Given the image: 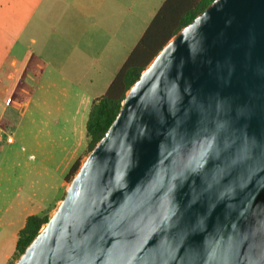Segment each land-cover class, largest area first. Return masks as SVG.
I'll list each match as a JSON object with an SVG mask.
<instances>
[{"label": "water", "instance_id": "obj_1", "mask_svg": "<svg viewBox=\"0 0 264 264\" xmlns=\"http://www.w3.org/2000/svg\"><path fill=\"white\" fill-rule=\"evenodd\" d=\"M13 264H264V0L163 46Z\"/></svg>", "mask_w": 264, "mask_h": 264}, {"label": "crops", "instance_id": "obj_2", "mask_svg": "<svg viewBox=\"0 0 264 264\" xmlns=\"http://www.w3.org/2000/svg\"><path fill=\"white\" fill-rule=\"evenodd\" d=\"M163 1L0 0V264L26 219L63 198L93 102Z\"/></svg>", "mask_w": 264, "mask_h": 264}, {"label": "trees", "instance_id": "obj_3", "mask_svg": "<svg viewBox=\"0 0 264 264\" xmlns=\"http://www.w3.org/2000/svg\"><path fill=\"white\" fill-rule=\"evenodd\" d=\"M213 0H164L161 7L147 26L143 36L115 75L106 92L91 106L86 122L88 154L103 137L115 117L129 88L158 52L183 27L199 15ZM76 162L65 177L69 183L80 167ZM48 215H33L26 219L18 233L14 257H18L47 223ZM15 260V259H14ZM10 264H13L11 262Z\"/></svg>", "mask_w": 264, "mask_h": 264}, {"label": "built area", "instance_id": "obj_4", "mask_svg": "<svg viewBox=\"0 0 264 264\" xmlns=\"http://www.w3.org/2000/svg\"><path fill=\"white\" fill-rule=\"evenodd\" d=\"M10 102H11V99L10 98H7L5 100V102H4L5 106H8L10 104ZM11 141H12L11 137H7L6 138V142L11 143Z\"/></svg>", "mask_w": 264, "mask_h": 264}, {"label": "rangeland", "instance_id": "obj_5", "mask_svg": "<svg viewBox=\"0 0 264 264\" xmlns=\"http://www.w3.org/2000/svg\"><path fill=\"white\" fill-rule=\"evenodd\" d=\"M51 214H52V213H51ZM48 216H49V215H48ZM50 216H51V215H50ZM50 216H49V217H50ZM14 259H15V260H14ZM14 259H13V261H12L13 263L17 260L16 257H14Z\"/></svg>", "mask_w": 264, "mask_h": 264}]
</instances>
